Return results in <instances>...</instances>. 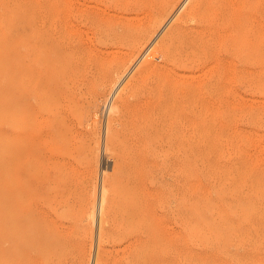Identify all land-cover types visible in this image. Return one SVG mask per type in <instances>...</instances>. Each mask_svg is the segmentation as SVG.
I'll return each mask as SVG.
<instances>
[{
  "label": "bare ground",
  "instance_id": "1",
  "mask_svg": "<svg viewBox=\"0 0 264 264\" xmlns=\"http://www.w3.org/2000/svg\"><path fill=\"white\" fill-rule=\"evenodd\" d=\"M189 1L39 0L31 3L23 27L26 37L23 47L27 53L22 68L26 78L23 91L19 90L17 62L15 76L10 75L15 79V84L11 83L14 84L12 164L8 186L0 182V264H155L157 243L164 236L160 235L158 221L161 219L156 218L153 207L155 182L150 178L147 186L146 178L153 172H159L163 179L174 176L182 189L178 194L183 216L187 209L189 163L206 151H203L206 143L202 132L203 112L208 118V111H218L215 101L206 105L202 102V89L209 86L217 99L223 93L230 97L233 92L229 86L233 82H250L254 67L264 69V26L258 19V24L247 30L240 13L244 10L242 0L237 1L238 5L227 4L229 0H226L218 7L205 5V0H195L193 5H198L199 22L192 27L186 25L190 17L176 16L179 3H182L179 11L191 13L187 9ZM258 16L263 19L264 13ZM103 111L105 121L102 120L101 126L99 116ZM212 115L210 119L215 121ZM101 158L105 163L111 162L112 167L107 165L111 168L109 172L103 168L97 183L95 167ZM235 206L239 204L233 210ZM85 221L95 224L94 237L91 236L94 242L90 240L93 246L90 263L92 250L86 252V244H81L87 234L81 227ZM249 235L246 237L250 238Z\"/></svg>",
  "mask_w": 264,
  "mask_h": 264
},
{
  "label": "rangeland",
  "instance_id": "2",
  "mask_svg": "<svg viewBox=\"0 0 264 264\" xmlns=\"http://www.w3.org/2000/svg\"><path fill=\"white\" fill-rule=\"evenodd\" d=\"M37 1H39V0H0V3L2 4V5L0 4V22L3 23L6 19V21L3 24L0 23V30H2L0 32H2L4 34L3 35L0 33V39L2 40V42L0 41V43H1L0 44V52H1L0 56H2V57H0V70L3 69V74L1 73L2 70L0 72V74H1L0 75V100H1L0 101V159H2V157H3V159H2L3 162L0 160V167H1L0 168V173H1L0 174V182L3 183L4 187H7L9 184L10 175H11V164H12L11 163L12 157H11V146L10 145H11V140H12L11 139V137H12L11 133L13 132V126H11V125H13V120H14V118H12V117H14L12 110H13V89H14V84H15V82H14L15 79L13 81L12 78H14L15 71H16V68L18 66V69L20 71L19 76H18V82H19L18 84L21 85L19 87V90L23 91V89H24L23 86L26 85V83H25L26 78L24 79L25 76L22 75L23 74L22 68L25 66V64H26L25 59L27 58L26 57V55H27L26 50L23 47L25 45L24 43L26 42L25 34H23L24 33L23 27L25 25V21H26V18L28 16V12H29V8H30L31 3H34ZM190 1L187 4V9L189 10V8H190L191 13H189V12L185 13L184 12L185 13L184 14L183 11H181L182 9L180 10L181 11V13H180V11L178 9H179L180 5H182V3L181 4L179 3L177 5V7H178L177 11L179 13L176 15V16H180L183 19L184 18L188 19L190 17L188 20H186L187 21L186 25L188 27L195 26L196 22L197 23L199 22L198 21L199 20L198 19L199 13L197 10L198 5L197 6L193 5L195 0H190ZM205 1L207 2V3L206 2L204 3L205 5H209L212 7H218L219 5L222 4V2H226V0L225 1L221 0V2H220V0H205ZM215 1L218 5L216 3H214ZM237 1L239 2V0H229L228 1L229 3L227 2V4H232V5L235 4L236 5L238 3ZM242 2L244 3L243 4L244 10H242L240 13L242 14L244 21L248 25L247 30H249L250 28L257 25L258 19L262 21V24L264 26V18L262 19L261 16H258V15H262L264 13V11H263L264 10V0H242ZM190 4L194 7L190 6ZM213 4H215V5H213ZM1 7H3V8H1ZM7 9H10L11 14L12 13L13 14L11 15L9 13L10 10L7 11ZM15 10H17V11H15ZM24 10H26L25 11L26 15L24 13ZM5 11H7V12H5ZM20 11H21V13H24V14L23 15L21 13L19 14ZM1 12L5 13V14L2 13V15H1ZM15 12H18V13H15ZM14 13H15V16H14ZM16 14H17V16H16ZM187 14H188V16H187ZM7 16L8 17L10 16L8 20H7ZM22 16H24V17H22ZM12 17H14V18H12ZM193 19H195V20L192 21ZM1 20H4V21H1ZM9 20L12 21V22H10L11 25H8ZM16 21H17V23H16ZM5 23H7V24H5ZM13 23H14V25H13ZM191 24H193V25H191ZM3 25H4V27L7 26V27H5L6 30L4 29ZM15 25L17 26V28ZM18 25H19V27H18ZM11 27H13V28H11ZM14 27H15V29H14ZM8 31H9V33H7ZM20 31H22V32H20ZM7 35H9V36H7ZM12 35L14 37H12ZM4 36H6V38ZM22 38H25V39L23 40ZM15 39L17 41H19V39H20V41L23 40V42L19 41V43H18ZM2 43H4V45H5V43H7V44H9V46L7 44H6L7 46H3ZM13 43L15 44V46L13 45ZM4 47H7V48H4ZM9 47H10V49H9ZM22 48H24L25 52L23 51ZM5 49H8V50L5 51ZM2 52H4V53H2ZM6 52L8 53L9 56L7 55ZM24 53H26V54H24ZM4 54H5V56H4ZM19 55L21 56V59H20ZM17 56H18V58H16ZM14 57H15V59H14ZM5 58L7 59L8 63L10 62L9 64L7 63ZM12 59H14L15 61L13 60L14 62H12ZM19 59L21 61H19ZM15 62L18 63L17 66H15L16 65ZM11 63H12V65H10ZM13 63H14V65H13ZM19 65H21V66L19 67ZM11 66H13V67H11ZM7 67H8V69H7ZM6 69L9 71H7ZM12 69H13V71H12ZM21 69H22V71H21ZM253 72L254 73H253L252 81L247 82V83L233 82L231 84V86H229L230 89L232 90V92L234 93V94L232 93L230 95V97L228 94L223 93L221 95V98L217 99V97L215 95L211 94L213 92L210 91L209 86L206 85L205 88L202 89V94H201L202 102H205L204 103L205 105L216 103L215 105L218 107V111L217 112L208 111V112H210V114L208 113L209 116L207 115V112H206V115L208 116L209 119H210V115H212L211 112H213L214 115H212L211 118H216V119H214L215 121H213V119H212V121H211V119L208 120V118L206 116H204L205 112H203L202 132H203V134L205 132V134L203 136H204V139L206 142L205 147L203 148V151L204 150H206V151L202 152L203 154L199 158L200 160L198 158H195L189 163L188 167H190V168H188V175H187L188 176L187 178H189V179L186 178V183H187V188L190 191L187 190L188 192H186L187 209H186V213H184L183 216H181L183 208L180 207L181 206L180 205V198H179L180 196L178 194V192L179 193L182 192V189H180L181 185L178 184V182L176 181L174 176L169 177V179L168 178L163 179V178H161L159 172H157V173L153 172L151 175H149L146 178L145 182L148 183L147 186L150 185L151 179H153L155 182L153 185L156 189V197L154 199V206L153 207H154V212H155L156 218L159 217L158 219L159 220L161 219L160 221H158V219H157V221L159 223V229H161L160 235L163 234V236H164V237H162L163 239L161 241L159 240L157 243L155 264H164V263L167 264V262L169 264H181V263L182 264H197V263L202 264L203 261H204L203 264H214V260H216L215 264L217 262L219 264H221L222 262H223L222 264H240V263L241 264H264V250H263L264 249V239H262V238H264V236H261V234L264 235V227H263L264 223H261L264 221V214H263L264 208H262V207H264V202H263L264 201V195H262V194H264L263 193L264 192V190H263L264 189L263 188L264 187V184H263L264 183V181H263V177H264V175H263L264 174V172H263L264 171V160H263L264 159V69H260L256 66L253 68ZM12 74L14 76L11 77L10 75H12ZM4 75L6 76V78ZM20 76H21V78H20ZM2 77H4L5 80ZM1 78L3 80H1ZM8 78H9V80H8ZM256 79H258V80H256ZM6 80L8 82H6ZM13 82H14V84L12 85L11 83H13ZM1 83H3L4 85L3 84L2 85L5 87H3L1 85ZM122 83H124V80L122 81ZM122 83L119 84V87L121 86ZM6 85H8V86H6ZM117 88H118V86H117ZM3 89H5V90H3ZM206 90H207V92H205ZM206 93H208L209 96ZM210 96H213V97H211L212 99H209ZM7 97L10 99H8ZM110 97L112 98V96H110ZM214 97L216 99H214ZM219 100H221V101H219ZM214 101H215V103H214ZM2 102H3V104H2ZM4 103H6V104H4ZM11 104H12V106H11ZM219 105H221V106H219ZM2 107H4V108H2ZM204 111H207V110H204ZM102 114H103V116H101ZM101 115L99 116L100 124H101V122L104 123V121H105V111H103L101 113ZM7 117H9V119L12 121H9V119ZM102 120H104V121H102ZM206 120H207V122H206ZM214 122L216 124H214ZM100 124H98V125H100ZM101 126H102V124H101ZM244 134H245V136H244ZM97 135H98V133H97ZM249 145H250V147H249ZM5 155H7L8 157ZM253 156L254 157L256 156V157L254 158ZM4 157H5V159H4ZM204 158H205V160H204ZM237 161H238V163H237ZM98 162H100V163H98ZM98 162L97 163L99 165L98 166L96 165V167H95V171L97 174V176H96L97 179H95V180H97V183H98V178L101 179L102 171H104V169L108 168L107 171L109 172V171H111L110 166L112 167L111 162L105 163V162H103L102 158L99 159ZM104 163L106 164V167H105ZM193 163L196 165H194ZM109 164H110V166L107 167V165H109ZM240 166H242V167H240ZM192 167H193V169H192ZM189 174L193 177L190 178ZM246 174L247 175L249 174L250 177H249V175L247 176ZM259 176H261L260 181L258 178ZM242 177H244V178H242ZM251 177H252V181H251ZM261 178H262V181H261ZM189 182H191V183H189ZM239 183H241V184H239ZM257 184H260V186ZM222 187H224V188H222ZM254 187H255V189H254ZM261 188H263V189H261ZM161 189H162L163 193L160 191ZM222 189H224V190H222ZM260 189L263 191H261ZM249 190L250 191L252 190V191L249 192ZM256 190H258V192ZM196 194H197V196H196ZM256 196H258L260 198L258 199ZM244 197L246 198V200ZM240 198H241V200H240ZM247 198H248V200H247ZM156 199H157V201H156ZM260 199L262 202L260 201ZM165 200H166V202H165ZM243 200H245V201H243ZM245 202L246 203L248 202V203L246 204ZM237 203L239 204V206H237V208H239V210L235 206V210H236L235 211L233 209H234V205H238ZM156 204H158V205L156 206ZM220 204H221V206H220ZM241 204L244 206L245 209L242 208L243 206H241ZM254 204L255 205L257 204L256 205L257 207H255ZM246 205L248 207H246ZM250 205L252 207H250ZM215 206H217L216 210H215ZM207 207H209V209H207ZM226 208H229V210ZM237 210H238V212H237ZM242 210H243V212H242ZM248 210H250L251 213ZM261 210L263 213L261 212ZM214 211H218V213L215 212V213H217V214H215ZM221 211H224V212H221ZM225 211H226V213L227 212L228 213L225 214ZM255 211H256L257 215L255 214ZM235 212L237 213V215L238 214H241V215H238V217H237ZM247 212H249V213H247ZM257 212H259V213L261 212L260 213L261 215ZM254 214L257 217H255ZM172 215H173V217H172ZM218 215L219 216L221 215V216L219 217ZM229 215L231 218L229 217ZM233 215H234V217H233ZM258 215H260V216H258ZM176 216H177V218H176ZM216 216H218V218H214ZM235 217H237V218H235ZM258 217H260L261 219L259 220ZM202 218L203 219L205 218V219L203 220ZM212 218H214V220L215 219L218 220L216 222L217 224L220 223L218 225V227H217V224H215L214 220H212ZM221 218H222V220H221ZM257 219H258V221H257ZM202 220H203V222H202ZM206 220L208 223H205ZM220 220H221V222H220ZM211 221L214 224V226L211 223ZM237 221H239V222H237ZM248 221H249V224H247ZM259 221H261V222H259ZM231 222H234V223H231ZM176 223H177V225H176ZM203 223H205V225ZM230 223L232 225H234L235 228ZM225 224H226V227H225ZM227 224H228V226H227ZM256 224H258L257 225L258 227L259 226L261 228L263 227V229H261L259 227L260 232L257 231L258 227L256 226ZM81 225H82L81 227L83 229L87 230L85 232H87V234H88V235L84 234L85 237H83L81 244L83 246L86 244L85 245L86 248L84 247L86 252H89L90 250H92L91 256L89 257V263H90L91 258H92V253H93V246H91L90 244H92V242H91L92 239L94 242V238H93L94 233H92V229L94 232L95 224H94V222H91V221H89V222L85 221ZM180 225H182V226H180ZM215 225H216V227H215ZM221 225H222V227H221ZM235 225L238 226L237 227L238 229L236 228ZM167 226L169 227V229ZM195 226H196V228H195ZM245 226H246V228H245ZM163 227L166 229L165 232L163 231L164 230ZM170 227H171V229H170ZM202 227H204V229ZM206 227H210V229L208 230V228H206ZM211 227H213V228H211ZM231 227H233V229ZM89 228H91V229H89ZM216 228L218 230H216ZM221 228H223V229L221 230ZM224 228H225V230H224ZM229 228H230V230H229ZM231 229L234 230L233 234H232ZM253 229H255V230H253ZM206 230H207V232H206ZM215 230L217 232H215ZM161 231H162V233H161ZM171 231L173 234L171 233ZM200 232H202V234ZM213 232L216 233L217 235L214 234ZM254 232H255V234H254ZM165 233H167L168 235L167 234L165 235ZM189 233H191V234H189ZM192 233H193V235H192ZM175 234L178 236H176ZM206 234L208 235V237L206 236ZM249 234H252L253 236L249 235ZM185 235L186 236L188 235V238H186ZM228 235H229L228 238H232V237H234V238H232V240H230L227 238ZM248 235L250 238L246 237ZM91 236H93V237H91ZM183 236H184L185 241L182 239ZM216 236H217V238H216ZM220 236L223 237V239ZM259 236H260V238H259ZM178 238H180L181 240L180 239L178 240ZM218 238L220 239L219 241H217ZM166 239L168 240V242ZM170 239H171V241H172V239L174 241H172V243H171V241H169ZM255 239L256 240L258 239V241H256ZM210 240H211V242H210ZM181 241H182V243H181ZM83 242H84V244H83ZM169 242H170V244H169ZM230 242H232V244ZM191 243H193V244H191ZM217 243L220 246L222 245L221 248H220V246L217 245ZM196 244H197V246H196ZM161 245H162V247H160ZM87 248H89V249H87ZM222 252H224V253H222ZM213 254H215V255H213ZM204 256L206 259L204 258ZM218 257H219V259H218ZM159 259L161 261H159ZM202 259H205L207 261L202 260ZM211 259H213V261ZM236 259L238 262L236 261ZM243 260H244V262H243ZM248 261H250L251 263ZM161 262H164V263H161ZM210 262H212V263H210Z\"/></svg>",
  "mask_w": 264,
  "mask_h": 264
}]
</instances>
